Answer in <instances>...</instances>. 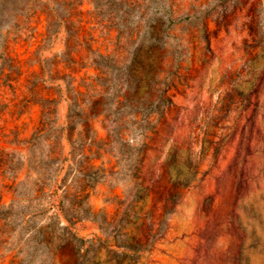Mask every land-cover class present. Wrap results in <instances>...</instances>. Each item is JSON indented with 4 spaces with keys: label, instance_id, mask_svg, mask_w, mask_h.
<instances>
[{
    "label": "rangeland",
    "instance_id": "obj_1",
    "mask_svg": "<svg viewBox=\"0 0 264 264\" xmlns=\"http://www.w3.org/2000/svg\"><path fill=\"white\" fill-rule=\"evenodd\" d=\"M26 1L0 0V207L13 212L0 220V264H264V0ZM162 5L174 22L155 43L145 31ZM142 38L137 80L96 65L98 55L123 65ZM67 83L113 147L98 159L84 152L100 167L86 189L92 215L71 224L61 206L83 184L72 172L63 180L67 139L43 194L27 163L42 112L67 125ZM163 89L161 115L141 122L131 99ZM117 120L140 149L133 165L119 155ZM47 149L35 144L36 163Z\"/></svg>",
    "mask_w": 264,
    "mask_h": 264
},
{
    "label": "trees",
    "instance_id": "obj_2",
    "mask_svg": "<svg viewBox=\"0 0 264 264\" xmlns=\"http://www.w3.org/2000/svg\"><path fill=\"white\" fill-rule=\"evenodd\" d=\"M28 1V0H27ZM26 1V2H27ZM115 1V0H112ZM24 9V8H23ZM158 9H163L162 15L151 19L150 22H153V26H157L158 32L153 34L151 32L152 27L149 25L148 29L145 31L146 39H151L153 42L160 43L167 36V30L170 28L171 24L174 22L169 17V10L165 8L164 5L159 7ZM22 11V9H21ZM148 21V20H146ZM65 23V22H62ZM67 34L69 33V28L66 26ZM145 36L143 38H145ZM143 38L138 40L136 44L131 46L130 56L126 58V62L123 65L118 64L114 61L112 56L108 55H98V60L95 61L96 65H100L106 69H109L111 73L120 74L123 73L126 78L129 79L131 75L132 79L137 80V75H134L135 69L131 68V63L134 62L137 54L139 52V47H141V41ZM128 60V61H127ZM131 64V65H130ZM156 75V74H155ZM153 78V79H152ZM151 82L156 83V79L154 80V76L151 77ZM167 82L164 80L163 85L166 89ZM67 94L70 95V103L67 109V125L65 127L55 125L54 120L52 122H46L47 113H43L40 116L39 123L35 128L34 132L28 139V152L29 156L27 158L28 169L35 170L36 178L34 179L37 186L39 194L44 193V187L50 183L53 177L62 167V164L67 160V158L63 155V146L62 139L65 137L70 145L69 149V158L68 160L72 162V164L67 166L64 179L71 174V172L76 176H80L81 182L83 184V190L79 193V196L71 197V206L66 208L63 204L61 206L63 219L71 224L74 221H80L89 219L92 215L91 209L87 203L88 200V191L86 189H90L92 187L93 181H96V178L93 177L97 171L100 170V167L93 168L88 167L84 164V161L89 158L87 155H84V152L91 151L93 148V155L95 158H100L102 153L112 151L113 147L108 143L107 139L97 138L92 132L90 128V119L97 118L99 113H86L84 109L81 108V99L78 97V94H72V89L66 84ZM124 100L128 101L130 97L124 96ZM59 100H51V103H54L56 106ZM134 101L136 107L133 108L136 112L140 114V121L142 122L145 118L151 116V114H157L159 117L161 115L163 107L168 104V98L164 96V89L153 99L148 100V98H144L143 96H138L136 99H131V102ZM148 110V111H147ZM123 122L117 120L114 123V132L117 136V141L119 143L120 154L125 156L127 159L131 160V164L133 165L135 162V151H140V149H135L134 147L127 144L120 135V130L123 128ZM45 142L48 149L46 150L47 157L45 160L36 163L32 158V149L35 144L39 142ZM61 189L65 187L64 185L60 186ZM63 197H66V191L63 189L62 191ZM12 209L9 206H1L0 207V220L3 222L10 221L12 215ZM15 221V218H12ZM57 220L56 215L49 216V221ZM21 221H24L23 219ZM24 223H28V220L24 221ZM37 233L42 232L41 227H34ZM60 235L65 236L67 238L68 243L75 244L76 241H80V246H82L83 241L78 240L68 229L66 226L60 227ZM79 257H84L86 250L84 253L79 254L78 248H75ZM74 264H81V262L76 261Z\"/></svg>",
    "mask_w": 264,
    "mask_h": 264
}]
</instances>
